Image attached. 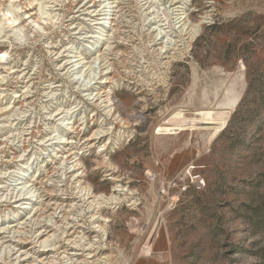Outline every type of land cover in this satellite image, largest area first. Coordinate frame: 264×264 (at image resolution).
<instances>
[{
  "label": "rangeland",
  "instance_id": "1",
  "mask_svg": "<svg viewBox=\"0 0 264 264\" xmlns=\"http://www.w3.org/2000/svg\"><path fill=\"white\" fill-rule=\"evenodd\" d=\"M209 110L229 112L214 140L192 123ZM179 111L193 125L168 124ZM82 172L126 187L109 241ZM81 234L98 248L73 264H264V0H0V264H69Z\"/></svg>",
  "mask_w": 264,
  "mask_h": 264
},
{
  "label": "bare ground",
  "instance_id": "2",
  "mask_svg": "<svg viewBox=\"0 0 264 264\" xmlns=\"http://www.w3.org/2000/svg\"><path fill=\"white\" fill-rule=\"evenodd\" d=\"M71 7H72V5L69 7V10L71 9ZM115 7H117V6H115ZM103 10H105V8H103L100 11V13L103 12ZM14 12H15V10H14ZM14 12H12V11H7L6 12V14H7V19L6 20L13 27H15L20 22L19 16H16ZM103 14H105V13H103ZM104 16H106V15H104ZM101 20H103V19H101ZM203 24H201V25H203ZM96 25H103V24L102 23H97ZM201 25H199L200 28H201ZM200 30H198V31L196 30L195 31L196 33L193 34V38H195L197 36V33H199ZM17 34H18V37L19 38H22V32L21 31L17 32ZM98 39H100V38L98 37ZM70 68H71V65L70 64H67L66 67H65V69H70ZM110 95H109V98H108V104L109 105L107 107V109H109V114L112 115V117L114 118V120L118 124L123 123V126L128 127L130 125V123L128 122L127 119H125L120 114V106H119V104L116 103V101L114 100V98L112 96H110ZM97 96H98V94L95 96V98ZM227 98H228V96H227ZM226 105L227 104H225V103L223 104V106H226ZM228 105L230 106L229 109H233V107H235V105H236V100L235 99H230ZM225 110H227V108ZM200 115H201V117L200 118H196L195 121H193L192 123L194 124V122H195L196 124L197 123H202V124H205V125H214L215 126L213 128L214 132H213V134L211 136V140H214L221 133V130L227 125L229 112L228 113H224V114H217L215 116V114L211 110H209L207 112H201ZM189 121L190 120H186L184 118V115L179 111L178 113L174 114L169 119L168 124L173 125L176 128L181 127V126H185V123H186V125H193L192 123L190 124ZM176 128H174V129L176 130ZM67 157H68L67 160H66L67 166L69 164H71L74 167V169H75L74 172L75 171H81V170H83L85 168V162L81 158H78L77 156L76 157H73V155L72 156L69 155ZM99 166L100 167H105V166H112V165H111V162L109 160L107 162H104L103 164H98V167ZM82 175H83V172H82L81 175L78 173L75 176L78 177L77 178L78 183H79L78 189H79V195H81L82 201L85 203V205H87L88 202L90 200H92L87 206H89V211H88L89 213L88 214H91L90 215V218H91V222H92L91 224L93 225L94 233L101 234V236H103L106 239L105 241H109V238H108V236H109V228H110V225L109 224L113 221L112 220L113 216L110 215V214H108V213H106L105 210L108 209L107 208V205L110 202H111L110 204L112 205L114 203L117 204V203H119L122 200L121 196L123 195L122 193L126 191V189H125L126 187L124 188V186H115L114 189L112 190V192H110V193L97 192V190H95V188H93L91 185H89L88 183H86V181H84V178H82ZM25 200H28V199L27 198H22L19 201L22 202V204H23L24 202H26ZM81 209L82 208H80V210ZM88 214H86V215H88ZM86 215H84V214L83 215H79V217L77 219H75V222L77 221L78 223H82L86 219ZM83 224H85V223H83ZM54 226H56V224H54ZM74 227L75 226H70V228H74ZM42 232H39L38 233L39 235L37 236V239H38V237H43L44 234L46 233V231H42ZM66 234H67V231H64L62 233V236H65ZM49 239H50V237H48V239H47L46 242H44V243L41 242L40 243V244L44 245L42 247L43 248L53 247L54 249H57L56 244L53 243V244L49 245V241H50ZM61 239H63V237ZM39 240L40 239L37 240V243L39 242ZM68 242H71L70 244L72 245L73 249H75L74 252H72L70 254L68 253V251L67 252L66 251L64 252V255L65 256L64 255L63 256H64V258L67 259V262L66 263L70 262L69 264H73L75 262L74 261V259H75L74 257H77L79 254L81 255V252H83V253L84 252H88V251L95 252L97 250V248H98V247H96L97 244H94V242L90 241L89 236H86L85 234H81L78 238L73 239L72 241L71 240H68ZM101 243L103 245L104 242L101 241ZM101 243H100V245H101ZM109 244L111 246H113V244L111 243V241L109 242ZM103 250H105V249H103ZM47 251L49 252L51 250L47 249ZM90 257H94V256L91 254Z\"/></svg>",
  "mask_w": 264,
  "mask_h": 264
},
{
  "label": "built area",
  "instance_id": "3",
  "mask_svg": "<svg viewBox=\"0 0 264 264\" xmlns=\"http://www.w3.org/2000/svg\"><path fill=\"white\" fill-rule=\"evenodd\" d=\"M190 183L199 187H201V185H205L204 180H201L198 176H194V178H191ZM169 189L178 190L179 192H185L187 190V186L185 182L180 183L177 181H172L169 183ZM161 193L166 194V189L162 188Z\"/></svg>",
  "mask_w": 264,
  "mask_h": 264
}]
</instances>
